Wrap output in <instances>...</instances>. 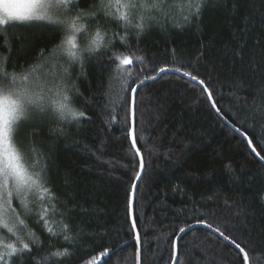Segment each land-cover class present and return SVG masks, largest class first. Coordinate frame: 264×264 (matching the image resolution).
<instances>
[{
  "label": "trees",
  "instance_id": "obj_1",
  "mask_svg": "<svg viewBox=\"0 0 264 264\" xmlns=\"http://www.w3.org/2000/svg\"><path fill=\"white\" fill-rule=\"evenodd\" d=\"M186 2L167 3V18L159 16L139 36L132 31L129 46H121L118 37L125 32L115 22L88 21V34L107 30L106 39L113 43L83 67H69L57 49L63 33L45 22H11L6 31L0 27V70L9 57L7 71L30 74L29 84L35 86L65 79L67 68L69 87L79 93H71L73 106L88 117H46L19 136L25 149L35 147L38 166L47 162L46 178L58 210L47 227L60 232L61 221L71 220L67 234L74 237L69 245L62 235L52 236L38 225L42 205L35 194H27V215L19 201L13 202L26 229L17 227L7 209L3 213L17 235L27 239L25 233L32 231L43 242L33 245V258L25 257L23 264H87L93 256L96 264H136L129 200L140 168L128 136L131 93L126 89L161 66L179 67L204 80L220 113L264 156V111L253 105L264 97L259 91L264 88V63L256 66L262 56L257 42L264 41V0H236V8L234 0H207L199 17L185 21L189 9H180ZM97 15L103 13L97 9ZM245 27L247 33L241 32ZM241 41L243 58L234 55ZM120 54L143 57L144 63L134 59L118 69L119 61L110 57ZM135 126L145 164L134 204L141 264H172L179 229L199 219L240 243L250 264H264V164L245 137L218 116L202 87L176 73H163L137 90ZM53 128L62 134H50ZM0 239L13 242L14 237L0 229ZM65 248L74 254L71 258L45 259ZM105 249L109 255L100 257ZM178 252L179 264H243L239 250L204 226L184 234Z\"/></svg>",
  "mask_w": 264,
  "mask_h": 264
},
{
  "label": "snow or ice",
  "instance_id": "obj_2",
  "mask_svg": "<svg viewBox=\"0 0 264 264\" xmlns=\"http://www.w3.org/2000/svg\"><path fill=\"white\" fill-rule=\"evenodd\" d=\"M171 2L176 3V0H98V3H85V0H0V27L7 30L11 22H45L52 26V30L63 33L60 44L57 46L59 54L67 57L66 63L69 67L79 63L83 67L86 59L101 55L102 52L109 49L112 41L106 39L107 30L104 32L97 28L93 33L88 34V28L85 26L88 21L95 23L101 18H108L115 22L125 32L124 36H119L121 46H129L127 41L132 31L137 36L142 34L146 25H150L158 20L159 16L167 18L168 12L165 10V5ZM207 0H187L186 4H182L181 11L184 7L189 9V15L184 19L187 21L190 17H199ZM238 4L236 0L233 2V8ZM63 9V12H55L54 10ZM97 9L103 13V16L97 15ZM241 32L247 33L248 29L242 28ZM85 35H88L87 40L81 44V40ZM118 35V34H117ZM80 37V39H78ZM0 38H3V32H0ZM260 44L262 56L261 60L257 62V67L264 63V41L257 42ZM245 43L241 41L234 55L243 58ZM44 53L41 52L40 58H44ZM119 61L117 68H122L126 65H132L135 59L138 63H144L143 57H133L131 55H114L110 57ZM9 57H4V67L0 70V229L5 230L6 234L14 237L13 242H7L0 239V264H16L17 261L25 260L27 257L31 260L33 253V245H41L43 242L36 237L32 231H27L24 236L17 235L13 227L9 226V222L4 219V211L7 209L10 219L17 222V227L26 229V221L20 218V213L16 212L13 207L14 201H19V206L25 210L27 215L31 209L27 203L28 195L35 194L41 203L37 215L39 220L38 225L46 227L48 233L52 236L62 235L63 239L69 243H74V237L67 234L72 223L71 220L67 222L61 221L62 230L55 232L52 227H47L49 224L50 215L57 213L55 207L56 197L51 192L46 178V164L39 165V159L35 157L36 149L25 147L19 142V136L22 131L37 122L43 123L44 118L54 117L56 121H79L80 118H88L86 113L76 109L73 106V95L75 92L79 95L78 90L69 87L68 77L70 73L66 68L65 79L56 80L53 78L51 83H36L35 86L29 84L30 74H21L17 76L15 73L7 71V63ZM31 71L36 70V66H29ZM168 71L181 72V68L174 69L165 66L159 67L158 72L154 75L149 74L144 79L139 81V85H143L146 80H155L161 74ZM27 72V70H26ZM183 76L189 77L192 81L197 82L203 86L202 91L207 95L209 100H212V92L205 84V81L199 79L198 76L193 75L187 71L183 72ZM127 91L131 93V103L129 116L131 126L128 129V136L131 138V146L135 150L139 159V168L141 172L144 169V160L140 155V149L137 145L136 137V93L137 88H128ZM264 93V88L259 90ZM253 105L260 111H264V97L261 98L260 104L257 105L253 101ZM213 108L216 104L213 101ZM217 112L219 109L216 108ZM115 120V117H113ZM62 130L53 128L50 134H55ZM249 146L252 145V140L248 139ZM252 152L256 154L261 161H264V156L255 147L251 148ZM264 151V147L261 148ZM29 152L34 155H29ZM141 172L136 174V180L140 179ZM136 185H132V194L129 200V215L132 216V198L134 197ZM51 200V204H46V200ZM65 214L60 213L63 217ZM198 223L205 224L209 229L213 226L211 223L203 219H199ZM132 229L136 230L135 218L132 219ZM191 227V226H189ZM186 228L181 227L180 233L186 232ZM214 231L218 232L224 241H229L230 237L225 235L217 227ZM136 241V264H140V233L135 231ZM231 243L240 253H243V264H249V253L237 243L235 239H231ZM74 254L69 252L67 248L63 251H56L51 253V256H46L45 259L56 257L58 259L68 257L71 258ZM109 250L105 249L99 254L100 257H107ZM97 257H91L87 264H96ZM172 264H179L178 251L175 242L172 243ZM77 264H80L77 261ZM106 264V261L103 262Z\"/></svg>",
  "mask_w": 264,
  "mask_h": 264
},
{
  "label": "water",
  "instance_id": "obj_3",
  "mask_svg": "<svg viewBox=\"0 0 264 264\" xmlns=\"http://www.w3.org/2000/svg\"><path fill=\"white\" fill-rule=\"evenodd\" d=\"M168 72H171V73H176V74H178V75H180V76H182V77H184V78H186V79H189V80H191L189 77H185V76H183V73L182 72H180V73H177V72H175V71H168ZM163 74H161L157 79H155V80H146L145 81V83L143 84V85H140V86H138L139 84H137L134 88H137V90L138 89H140L141 87H143L144 85H146V84H148V83H150V82H154V81H156V80H158L161 76H162ZM192 81V80H191ZM193 82H195V81H193ZM196 84H198L197 82H195ZM199 85V84H198ZM201 86V85H200ZM201 87H203V86H201ZM213 98H212V100H210V103L212 104L213 103ZM217 108V107H216ZM216 108H214V110L216 111V113L218 114V116L221 118V119H223L230 127H232L235 131H237L239 134H241L242 136H244L245 137V139L246 140H248V139H250L245 133H243L241 130H239L238 128H236L232 123H230L221 113H220V111L219 112H217V110H216ZM137 146V145H136ZM252 147H254L253 146V144L250 146V148H252ZM135 151V150H134ZM254 153V152H253ZM140 155H141V153H140ZM254 155L256 156V154L254 153ZM142 156V155H141ZM257 157V156H256ZM138 158L140 159V156H138ZM258 159H259V157H257ZM144 160V159H143ZM260 160V159H259ZM261 161V160H260ZM263 164H264V161H261ZM144 170H145V164H144V169H143V171L141 172V170H140V172H141V175H140V179L139 180H136L135 181V185H136V188H135V193H134V197L132 198V213H133V215L132 216H130V218H131V223H132V219L134 218V204H135V197H136V191H137V187H138V184L140 183V181H141V179H142V176H143V174H144ZM191 227H186V232H184V233H179V235L177 236V238H176V240H175V243H176V245H177V251H178V249H179V241H180V239H181V237L184 235V234H186L188 231H190V230H192V229H194L195 227H197V226H204V227H207L205 224H201V223H194V224H192V225H190ZM208 228V227H207ZM209 229V228H208ZM214 229L215 228H211L210 230L212 231V232H214L215 234H217L219 237H221L220 235H219V233L218 232H216V231H214ZM135 231H137V228H136V230ZM135 231H134V233H135ZM222 238V237H221ZM223 239V238H222ZM226 242H228L230 245H232L234 248H235V246L231 243V239L229 240V241H226ZM236 249V248H235ZM237 250H239V249H237ZM243 254V253H242ZM178 256H179V252H178ZM141 261H142V255H141V244H140V264H141ZM249 264H250V260H249Z\"/></svg>",
  "mask_w": 264,
  "mask_h": 264
},
{
  "label": "rangeland",
  "instance_id": "obj_4",
  "mask_svg": "<svg viewBox=\"0 0 264 264\" xmlns=\"http://www.w3.org/2000/svg\"><path fill=\"white\" fill-rule=\"evenodd\" d=\"M55 12H63V9L54 10Z\"/></svg>",
  "mask_w": 264,
  "mask_h": 264
}]
</instances>
